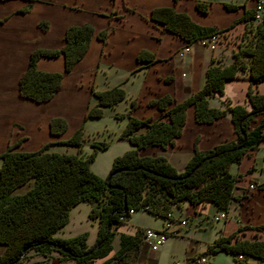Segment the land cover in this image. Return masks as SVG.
I'll return each instance as SVG.
<instances>
[{"label": "trees", "instance_id": "1", "mask_svg": "<svg viewBox=\"0 0 264 264\" xmlns=\"http://www.w3.org/2000/svg\"><path fill=\"white\" fill-rule=\"evenodd\" d=\"M195 5L200 10L206 9L204 1L196 0ZM252 12L253 8L247 9L242 17L248 19L245 21L246 33L231 51V59L223 61L212 56L205 67L200 88L179 101L173 100L169 94L146 100L159 108L157 117H137L128 113L122 134L134 146L113 158L106 174H109V184H106V176L100 177L88 167L95 148L105 146V140L93 139V150L86 157L78 151L49 149L50 141L35 149H17L14 147L16 142L8 143L0 151V264H19L30 249L44 256L56 249L62 257L89 264L93 257L109 251L115 227L135 208L164 217L171 211L172 204L185 199L191 204L212 201L217 208L226 209L234 196L236 179L228 169L230 162L238 161L248 148L264 140V90L253 89L254 82L264 79V11L255 24L251 20ZM148 17L187 41L203 38L218 29L196 22L186 11L177 10L172 5L153 6ZM38 25L45 27L46 23L39 20ZM92 32V25L87 21L70 23L64 28L60 45L33 47L18 77L19 94L34 100L49 98L60 87L64 71L84 52ZM105 34V28L96 31V36L101 39ZM59 53L63 56V70L36 66L38 56ZM137 57L151 59L152 53L140 49ZM241 68L248 72L246 97L250 107L238 102L226 104L236 131L234 138L217 142L204 150L194 148L181 169L171 164L162 153H138L139 147L148 144L165 146L171 142L180 132L189 103L193 104V115L198 121H210L223 114L226 108L208 104L207 96L221 92L224 81L235 77ZM91 92L96 100L87 104L86 115H99L103 104L114 103L125 94L119 84L91 89ZM134 103L135 99L131 98L130 104ZM257 112L262 113L259 120L250 125ZM65 127L66 119L62 115L48 119L51 133L61 132ZM55 141L80 147L81 125L67 137ZM29 178L31 181L23 189H16ZM115 183L121 186L112 185ZM78 200L89 202L88 215L97 219L96 235L91 243L86 241V230L67 236L54 234L55 229L67 220L71 205ZM261 226L240 224L235 230L214 237L207 243L205 251L222 249L231 253L239 264H264ZM144 227L136 225L133 232L119 233V247L113 252L115 264H135ZM245 227L252 229L246 231ZM58 243H63L68 251L58 248ZM95 243L97 245L93 246ZM237 253L241 255L237 256ZM249 256L256 260H249Z\"/></svg>", "mask_w": 264, "mask_h": 264}, {"label": "crops", "instance_id": "2", "mask_svg": "<svg viewBox=\"0 0 264 264\" xmlns=\"http://www.w3.org/2000/svg\"><path fill=\"white\" fill-rule=\"evenodd\" d=\"M195 1L0 0V151L10 142H16L14 147L17 149H35L44 139L51 137L48 119L62 114L55 110L57 101L70 98L75 104L72 109L77 114L84 111L91 99V89H101L94 86L91 76L98 67L107 68L106 75H112L111 83L103 81V86L119 84L127 96L135 99L131 114L137 117L159 116V108L146 103L150 98L169 94L173 100L179 101L200 88L204 82L205 67L212 56L223 61L231 59V51L246 33L245 21L248 19L242 17L247 9L253 7V0H200L206 3L205 10L198 9ZM157 5H172L177 10L186 11L200 24L214 26L217 30L222 28L215 46L210 47L204 38L187 41L151 20L149 11ZM39 20H44L46 26L40 27ZM83 21L92 25L93 32L82 55L64 71L60 87L44 100L19 94L18 77L26 65L29 51L35 46L60 45L65 26ZM103 28L106 34L101 39L96 36V31ZM140 49L151 52V59L137 57ZM35 63L41 69L63 70V56L60 53L54 56L40 55ZM82 75L87 76L82 78ZM247 84V69H238L235 77L224 81L221 92L207 96L208 104L226 108L223 114L210 121H198L193 115V104L189 103L180 132L171 142L165 146L148 144L139 147L138 153H162L171 164L181 169L194 148L204 150L217 142L234 138L236 131L226 104L238 102L249 108ZM253 89L264 90V79L254 82ZM261 114L255 113L250 125L256 124ZM63 136H54V139ZM228 169L236 179L234 196L224 209V217L218 215L223 208H217L212 201L191 204L184 199L177 203V211L171 209L174 217L172 225L177 227V232L167 234L164 241L172 237L186 239V258L204 253L207 243L214 237L220 233L227 234L240 224H262L260 233L264 235V185L253 189L246 186L250 179L264 182V140L248 148L238 161H231ZM89 206L90 203L86 201V211ZM136 211L148 213L154 221L134 219L138 214ZM213 216L218 219L213 220ZM180 218L184 221L180 222ZM163 219L162 215H155L143 208L132 209L128 218L115 227L109 251L93 257L89 264H115L113 252L119 247L120 232H133L136 225L160 227ZM90 224L92 231L90 233L87 229V243L94 240L97 229L93 222ZM66 225L63 223L55 229L54 234L67 236L84 229H70ZM251 229L245 227L246 231ZM153 250L141 241L135 264H154L156 257L152 255ZM232 261L238 264L233 257ZM19 264L79 262L72 257H62L56 249H52L48 256L30 249ZM185 264L190 263L186 261Z\"/></svg>", "mask_w": 264, "mask_h": 264}, {"label": "rangeland", "instance_id": "3", "mask_svg": "<svg viewBox=\"0 0 264 264\" xmlns=\"http://www.w3.org/2000/svg\"><path fill=\"white\" fill-rule=\"evenodd\" d=\"M105 70H107V68L98 67L96 73L91 74L96 88L105 87L107 84L103 86V81L111 83L112 75H106ZM86 76L87 75H82L81 77L85 78ZM130 99L131 98L125 93L124 96L116 102L103 104L102 111L99 115H86L85 110L77 114L76 110L72 109L73 106L75 107V104L70 98L57 101L55 110L61 112L62 114L60 115L66 119V127L58 133L50 132L51 137L44 139L42 143L50 141L47 145V148L49 149L58 151L64 150L68 152L78 151L83 157H86L93 150L91 144L93 139L105 140L106 145L95 148L92 157L88 160V167L98 176L105 177L111 167L113 158L116 155L123 153L126 149L134 146L129 138L122 134V129L126 123L128 113H131L132 109ZM95 100V96L91 94V99L88 103H93ZM77 125H81L82 128V143L80 147L70 142L55 141L56 139H54V136L60 137L61 135H64L63 137L65 138L71 134L74 127ZM66 131L67 134L65 135ZM36 134L38 135V130ZM31 179L32 178H29L26 183L19 185L16 189H23ZM85 204L86 201L84 200H78L72 204L69 208L70 213L68 218L64 223L67 224L66 226L70 229L84 227L86 231L89 229L91 233L90 222H93L95 228H97V219L88 215V210L86 211ZM171 209L177 211V203L172 204ZM136 212H138V214H135L134 219L154 221L148 213H140V211ZM216 219L218 218L213 216V220L216 221ZM187 245V240L179 237H172L162 242L157 249L153 250L152 255L156 257L154 264H185L188 250L184 247H187ZM204 254H206V260L199 264H235L232 261L230 253L221 249L216 251L206 250ZM248 259L252 261L256 260L253 256H249Z\"/></svg>", "mask_w": 264, "mask_h": 264}, {"label": "built area", "instance_id": "4", "mask_svg": "<svg viewBox=\"0 0 264 264\" xmlns=\"http://www.w3.org/2000/svg\"><path fill=\"white\" fill-rule=\"evenodd\" d=\"M253 12L251 16L252 22L255 24L261 17L262 12L264 11V0H253ZM220 36V31L215 30L206 35L204 38L205 42L210 46L214 47L218 38ZM262 181L257 179H250L247 182V188L253 189L257 187L263 186ZM131 210V209H130ZM219 216L224 217L226 215V210L222 209L219 211ZM174 219L171 211H168L167 214L164 216L162 225L160 227H150L145 226L144 232L142 234V241L146 243L151 249H156L159 244H161L167 234H174L177 232V227L172 225V220ZM180 222H183L184 219L180 218ZM240 253H237V256H240ZM206 260V254L203 252H199L194 254L188 258L186 261L192 264H199Z\"/></svg>", "mask_w": 264, "mask_h": 264}, {"label": "water", "instance_id": "5", "mask_svg": "<svg viewBox=\"0 0 264 264\" xmlns=\"http://www.w3.org/2000/svg\"><path fill=\"white\" fill-rule=\"evenodd\" d=\"M108 180H109V174L106 176V184H109ZM112 185L121 186L120 184H116V183L112 184ZM108 227H109V223H107V228ZM95 245H97V243L93 244V246H95ZM57 246H58V248H60V249H62L64 251H68L67 247L63 243H58Z\"/></svg>", "mask_w": 264, "mask_h": 264}]
</instances>
